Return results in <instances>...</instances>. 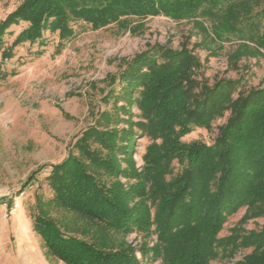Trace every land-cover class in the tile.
I'll return each mask as SVG.
<instances>
[{"label":"trees","instance_id":"obj_1","mask_svg":"<svg viewBox=\"0 0 264 264\" xmlns=\"http://www.w3.org/2000/svg\"><path fill=\"white\" fill-rule=\"evenodd\" d=\"M159 15L204 17L215 38L240 36L244 42L229 54L234 66L247 55L264 57V0H22L0 22L2 60L13 58L17 46L41 40L46 31L58 32L64 44L76 34L78 21L97 30L127 17ZM22 22L27 27L3 48L7 30ZM196 25L208 33L204 23ZM203 66L187 48L160 45L130 62L120 75L126 105L99 112L68 158L51 166L54 195L39 201L34 223L51 256L64 264H147L148 255L161 264H210L223 245L232 252L252 248L236 264H264V225L241 233L243 224L264 218V88L233 79L211 84L200 77ZM116 90L106 102L117 103ZM133 103L138 121L131 117ZM120 110L129 114L122 130ZM226 113L213 144L184 140ZM136 129L150 141L141 166L133 153ZM12 205L7 202L9 209ZM44 206L90 221L106 239L99 235L89 242L68 235ZM241 209L239 226L220 238L228 218ZM134 232L144 238L138 249L113 236Z\"/></svg>","mask_w":264,"mask_h":264},{"label":"rangeland","instance_id":"obj_2","mask_svg":"<svg viewBox=\"0 0 264 264\" xmlns=\"http://www.w3.org/2000/svg\"><path fill=\"white\" fill-rule=\"evenodd\" d=\"M21 2L0 0V22ZM196 21L204 23L207 34ZM26 27L22 22L8 29L3 48L10 47ZM73 27L76 34L62 45L58 32L46 31L36 43L17 46L9 60H2L0 49V264H64L47 252L34 229L35 216L41 210L39 201H48L54 195L49 179L51 166L68 158L82 132L95 125L99 112L126 105L120 93V75L137 55L150 52L156 45L187 48L200 58L204 65L200 77L211 84L218 79H233L248 87L264 88V57L247 55L234 66L229 54L244 40L235 34L215 38L211 23L204 17L175 20L164 15L132 16L97 30L83 21ZM112 89L120 94L117 103L114 99L105 101ZM130 107L131 117L138 121L140 112L135 103ZM229 114L210 128H194L184 140L213 144ZM128 115L123 111L120 114L117 125L121 130L129 125ZM136 133L133 153L141 166L150 141L137 129ZM178 170L176 165L175 172ZM10 200L11 209L7 206ZM43 208L50 210L68 235L89 242L101 238L90 221L56 207ZM244 213L241 209L228 218L220 238L233 234ZM263 225L264 218L250 220L243 224L241 233L260 230ZM113 236L117 243L124 239L136 249L144 239L136 232ZM108 242L113 246L111 239ZM227 249L218 247L210 264H236L252 251L244 246L234 252ZM137 256L142 261L141 254ZM144 261L161 264L152 261L150 255Z\"/></svg>","mask_w":264,"mask_h":264},{"label":"built area","instance_id":"obj_3","mask_svg":"<svg viewBox=\"0 0 264 264\" xmlns=\"http://www.w3.org/2000/svg\"><path fill=\"white\" fill-rule=\"evenodd\" d=\"M22 195H23V193H22Z\"/></svg>","mask_w":264,"mask_h":264}]
</instances>
